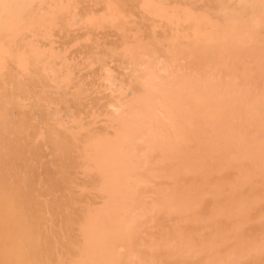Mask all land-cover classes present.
<instances>
[{"label": "bare ground", "instance_id": "1", "mask_svg": "<svg viewBox=\"0 0 264 264\" xmlns=\"http://www.w3.org/2000/svg\"><path fill=\"white\" fill-rule=\"evenodd\" d=\"M0 264H264V0H0Z\"/></svg>", "mask_w": 264, "mask_h": 264}, {"label": "rangeland", "instance_id": "2", "mask_svg": "<svg viewBox=\"0 0 264 264\" xmlns=\"http://www.w3.org/2000/svg\"><path fill=\"white\" fill-rule=\"evenodd\" d=\"M43 142H44V143H43V148H44L45 141H43ZM43 148H41V152H39V154H36V155H38L39 157L41 156V158L44 157V158H43L44 160L41 159V169H42V167H43V171H44V170L46 171V170L49 169L50 171H48V172L51 173V171H52L51 168L49 167V168L47 169V166H46V163H47V165H48V164L51 163V162L47 159V153L45 152V150H43ZM42 153H45V154L43 155ZM40 154H42V155H40ZM39 157H38V158H39ZM36 159H37V158H36ZM46 159L49 161V163L46 162ZM49 165H50V164H49ZM49 165H48V166H49ZM38 169H39V168L37 167V170H34V172L31 173V174H32L33 176H36V175L38 174V172H39V174L42 175V177H43L45 180H47L48 178L52 180V176H51V175H50L51 177H48V178L45 176V175H47L46 173H48V172H44V174H43V173L41 174V171H42V170L39 169V170H41V171H38ZM35 173H36V175H34ZM51 174H52V173H51ZM52 175H53V174H52ZM51 180H48V181H50V183H51ZM52 184H53V183H52ZM56 186H57V185H56ZM57 187H58V186H57ZM57 187H55V188H57Z\"/></svg>", "mask_w": 264, "mask_h": 264}]
</instances>
